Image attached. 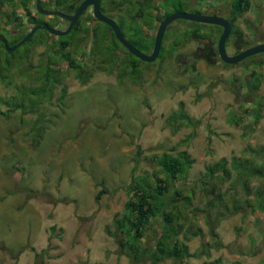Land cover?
Listing matches in <instances>:
<instances>
[{
	"label": "rangeland",
	"instance_id": "1",
	"mask_svg": "<svg viewBox=\"0 0 264 264\" xmlns=\"http://www.w3.org/2000/svg\"><path fill=\"white\" fill-rule=\"evenodd\" d=\"M177 1L153 3L171 11ZM249 3L234 22L246 44L264 37V0ZM203 4L199 13H210L208 5L215 1L203 0ZM181 8L190 11L183 2ZM84 11L80 23L94 21L98 36L112 45L106 25L94 20L90 7ZM113 14L118 13L105 15L120 24L121 35L148 53L145 46L151 49L149 36L154 34L156 21L145 24L140 19L135 29L126 16L121 27L119 14ZM45 24L64 27L47 20ZM189 28L176 21L166 29L158 55L150 62L129 56L120 45L116 47L118 59L101 61L110 73L93 67L97 57L92 58V66L87 60L88 71L81 76L84 84L75 76V64L68 68L63 62L60 83L52 91L35 81L33 72L27 74L36 69L42 45L34 46L27 61L20 54L30 44L19 45L11 57L5 50L0 52V264H129L107 232L113 230L112 218L127 199L123 187L132 176L147 174L150 179L158 171L153 154L181 150L192 162L184 179L172 183L183 188V194L189 188L192 192L178 220L177 236L189 253H198L203 244L208 252L185 257L182 263L264 264V193L257 197L264 188V176L250 175L246 194L240 184L246 176L239 174L264 161V54L228 66L220 60L208 65L191 57L195 43ZM198 30L199 37L218 33L217 27L208 24ZM77 36H69L74 48ZM231 37L224 43L228 54L234 52ZM14 39L6 40L10 44ZM182 40L189 41L174 48ZM97 46L101 47L99 40L94 49ZM105 53L107 58L114 54ZM4 59L10 62L8 67ZM71 59L82 63L77 54ZM129 60L138 63V71L122 76ZM251 81L257 88L248 91L245 83ZM62 87L65 94L60 97ZM180 103L191 122L176 119ZM222 157L228 176L223 178V171H217L222 178L205 183V166ZM234 160H245V166L239 167ZM99 188L104 191L95 200ZM216 193L220 200L209 205ZM210 225L219 246L212 240ZM186 226L193 234L187 232L183 238ZM158 264L177 263L165 258Z\"/></svg>",
	"mask_w": 264,
	"mask_h": 264
},
{
	"label": "trees",
	"instance_id": "2",
	"mask_svg": "<svg viewBox=\"0 0 264 264\" xmlns=\"http://www.w3.org/2000/svg\"><path fill=\"white\" fill-rule=\"evenodd\" d=\"M80 1L81 0H40V7L45 9H58L64 13L70 14L75 10ZM153 1L154 0H106V2H102V0H100L99 10L103 14H107L108 11H115L118 13V19L119 23H121V27L123 25V18L126 16L130 17V23L134 24L133 27L136 29V25L139 23L140 19H143L144 21H142L145 24H150L151 21H156L157 24L159 20L173 10H185L181 8L182 2L185 7H189V10L194 13H199L198 9L203 10L202 5H204L203 0H192L193 2L191 0H179L177 1V5L170 11L169 9H165V7L161 6L160 3V8H158ZM214 1L215 4L208 5L211 10L210 13H216L217 15H221L228 19L230 23V32L226 39L232 35L231 43L234 48L233 53L247 46L264 41L263 37L258 40H254L252 44L244 43L242 40L241 30L234 24L235 20L242 14V12L248 9L250 5L249 0ZM30 4L31 0H0V36L3 37L7 46H11L18 41L33 25L45 24L46 20L51 21L52 26L62 25L64 26L63 28L66 27L67 22L65 20L55 15L48 16L37 12L34 7V1V12H32ZM220 8H223L224 10H221ZM143 9H145L146 12L144 11L143 13ZM83 12L78 16L77 20L73 23L65 35L53 36L46 30L39 28L36 29L22 44H30V46L25 48L23 50L24 52L21 51L23 53L20 54L25 61H27V56L30 51L33 50L34 46H43V50L39 52L37 62L34 66L36 69L27 74L31 75L30 73L33 72V79L35 81H39V83L48 87L51 91L54 86L60 83L62 75L60 68L63 62H66V66L68 68H70L69 66L72 67L73 64H75V66L72 67L73 71L76 72L75 76L80 84H84L86 81H84L81 76H83V72L88 71L86 68L89 66L85 64L87 60H90V66H92V58L97 57L99 59L98 63L95 61L93 67H96L98 70L103 69L105 72L110 73L112 70L109 67L107 68L104 64H101V61H114V59H118L120 57L119 54L116 53V47L117 45H120V43L115 39L110 28L106 25L108 34L113 39L112 45L106 40V38L98 36L97 28L94 27V21L87 22V24L80 23L79 18ZM118 14H113L111 16H118ZM22 18H26L28 22H23ZM176 21H182L183 25L191 26V28H189L191 32L190 40L195 43V49L193 50L191 57L194 59H202L208 65H214L215 62L219 60L216 52V40L221 28L214 25V27H217L218 29V33L214 37H212L213 33L199 37V26H206V24L184 19H174L165 27V30L175 26ZM208 25L211 26L213 24ZM118 26L120 29V24H118ZM37 30L41 31V33L38 34L36 32ZM73 33L78 35L76 39L78 44L75 48L74 46H71V39L69 37ZM164 35L162 36L161 43L163 42ZM14 37L16 38L14 39ZM149 37L153 40V35ZM6 39H14V41L9 44ZM97 40L101 42V47L97 46V49H94L93 45ZM186 41L189 40H182L181 44L178 43V45L174 48L187 45L185 43ZM21 46L16 47L10 52L5 51L4 54L11 57L19 51L18 48ZM121 47L129 56L134 58V56L128 53L123 46ZM145 48L147 52L150 50L148 45H146ZM1 51H4V49L2 43L0 42V52ZM104 51H109L111 54L114 53L112 58H107ZM261 53L264 54V52ZM75 54L79 56L82 63L76 64L75 60L71 59V56ZM81 60H79V62ZM4 61H6V59H4ZM9 63V61H6L7 67L10 65ZM28 63L29 62H27V64ZM221 63L226 66L229 65L223 62ZM7 67L2 70L3 73L7 71ZM137 67L138 63L133 60H129L126 65V69L121 71V75L123 76L128 73H132L133 69L138 71ZM2 77L3 76H1V78ZM4 83H8V80ZM245 84V89L248 91L257 88V85L252 81L246 82ZM60 92V97H62L65 94V87H62ZM257 110L258 108H256L255 111ZM176 112V119L183 118L187 122H191L190 118L182 113L181 103L179 104ZM257 114V112L254 113L255 116ZM240 118L241 116L239 115V117L233 118L232 121L237 123ZM176 121L177 120L174 121L175 124L179 123H176ZM136 154H138V148L136 149ZM152 160L158 166V171H156L157 173L154 172L150 179L147 174L132 176L130 181L123 187L127 195V199L123 202L122 209L116 213L114 218H112L113 230L107 231L108 234L115 239L119 253L127 257L129 264H158L165 258H170L177 264H183L182 259L185 257L199 256L200 254L207 255L208 252L206 244L201 246V250H199L198 253H189L185 243L177 236L181 230V223H179L178 220L179 218L181 219L182 211L189 203L192 188H189L187 193L183 194V188L179 185H173L172 182L184 179L186 171L192 160L184 150L178 151L175 154L161 151L159 154H153ZM235 163H238L239 167L245 166V160L240 162L235 161ZM225 164L226 160L222 157L216 162L206 165L204 173L202 174L204 182H210V179L213 177H219L221 179L222 175L218 174L217 171H223V178H226V176H228V171L225 169ZM252 165L253 170L248 169L246 171H239L241 176H246V179L243 181L244 183H240L246 194L249 190L245 181L249 178V176L252 174L264 176V161L256 162ZM240 175L239 179H242ZM103 191V188H99L94 195V199L97 200ZM209 191L211 192L212 190ZM263 193L264 188L257 194V197H260ZM219 200L220 195L216 193L208 204L213 205L212 203H215L216 205ZM179 204L181 205L180 207ZM257 206H260L259 203ZM233 209H236V207L233 206ZM152 228L154 230H152ZM209 228L210 235L215 243V246H219L214 232V226L210 225ZM182 232L184 236L183 238H187V232L189 234H193L192 231H190L189 226H186ZM35 256H38V254L35 253ZM216 263L217 260H210L204 262L203 264Z\"/></svg>",
	"mask_w": 264,
	"mask_h": 264
},
{
	"label": "water",
	"instance_id": "3",
	"mask_svg": "<svg viewBox=\"0 0 264 264\" xmlns=\"http://www.w3.org/2000/svg\"><path fill=\"white\" fill-rule=\"evenodd\" d=\"M99 3H100V0H81L79 4L76 6L75 10L72 13L67 14L57 9L41 8L40 0H34V7L37 12L45 14V15H55L65 20L67 22L66 27L56 28V27L47 26L46 24L33 25L18 41H16L11 46H7L3 37L0 36V42L2 43L3 49L6 52H10L14 50L16 47H18L23 42H25L31 36V34L36 29H39V28L46 30L48 33L52 35L65 34L71 28L73 23L77 20L78 16L88 6H90L91 14L93 18L107 25L110 28L115 39L120 43V45L123 46L127 50L128 53L135 56L141 61L150 62L155 59L159 51V47H160V43L162 40L165 27L174 19L190 20V21L204 23V24H213V25L220 27L221 31L216 40V52H217V56L219 60L222 61L223 63L234 64L242 60L245 57L264 52V41H263V42H258L256 44L242 48L235 53L228 54L225 51V47H224L225 40L230 32V23L227 18L221 15H217L216 13H194L190 11L174 10L170 12L168 15L164 16L161 20H159L155 28L154 34H153V41H152L151 49L148 53H143L137 50L133 45H131L121 35L118 24L112 18L103 14L99 10Z\"/></svg>",
	"mask_w": 264,
	"mask_h": 264
},
{
	"label": "flooded vegetation",
	"instance_id": "4",
	"mask_svg": "<svg viewBox=\"0 0 264 264\" xmlns=\"http://www.w3.org/2000/svg\"><path fill=\"white\" fill-rule=\"evenodd\" d=\"M88 7H90V6H88ZM88 7H87V8H88ZM90 10H91V7H90Z\"/></svg>",
	"mask_w": 264,
	"mask_h": 264
}]
</instances>
